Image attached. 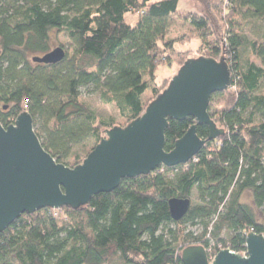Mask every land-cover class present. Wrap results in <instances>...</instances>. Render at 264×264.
<instances>
[{
	"label": "trees",
	"instance_id": "trees-1",
	"mask_svg": "<svg viewBox=\"0 0 264 264\" xmlns=\"http://www.w3.org/2000/svg\"><path fill=\"white\" fill-rule=\"evenodd\" d=\"M179 1L0 0V124L28 113L44 150L70 169L158 100L170 80L156 84L157 69L191 55L180 46L199 39L196 58L224 60L230 74L207 108L222 135L209 140L208 126L192 118L168 120L164 152L195 125L205 145L193 160L122 180L77 209L23 214L0 234V264H182L188 246L244 255L246 235L264 234V0H193L200 13ZM173 21L191 30L167 39ZM52 32L66 35L71 52L60 45V63H34L52 50ZM82 89L121 122L100 118ZM174 198L190 201L178 222L169 215Z\"/></svg>",
	"mask_w": 264,
	"mask_h": 264
},
{
	"label": "water",
	"instance_id": "water-1",
	"mask_svg": "<svg viewBox=\"0 0 264 264\" xmlns=\"http://www.w3.org/2000/svg\"><path fill=\"white\" fill-rule=\"evenodd\" d=\"M64 58V50L56 47L32 61L55 65ZM229 85V68L224 60L201 57L187 61L157 101L126 127L107 131L73 169L58 164L44 150L28 113L18 115L7 128L0 124V234L23 214L46 208L77 209L94 196L112 192L122 180L146 176L162 167L186 165L205 142L197 137L192 125L171 152H164L168 120L192 118L196 124L208 126L209 140L216 139L223 131L210 121L207 108L210 97ZM189 207L187 199L169 200L171 220L180 221ZM244 247V255L222 250L210 260L203 246H188L181 251L180 259L182 264H264L262 235L247 234Z\"/></svg>",
	"mask_w": 264,
	"mask_h": 264
},
{
	"label": "rangeland",
	"instance_id": "rangeland-1",
	"mask_svg": "<svg viewBox=\"0 0 264 264\" xmlns=\"http://www.w3.org/2000/svg\"><path fill=\"white\" fill-rule=\"evenodd\" d=\"M178 8L181 10H189V11H195L200 13L203 9L202 6L199 4V2L197 1H188V0H181L178 3ZM125 22L126 24H128L129 26H134L136 23V16L131 15L129 13H127L125 15ZM189 30H191L190 26L186 23H181V22H175L173 21L171 23V27L170 30L168 32L167 35V39H172V38H176L178 36H180L181 34L188 32ZM247 36L250 39H254L256 38V35L252 32H248ZM51 48L54 49L58 46H62L67 53L71 52V47H70V43L66 37L65 34L61 33V34H56V32H52L51 33ZM200 45V41L199 39L195 38L193 40H191V42L187 45L184 46H180V50L181 51H190L191 55L188 57V60H194L197 59L196 58V52L197 49ZM180 67H177L176 65L173 66H166V65H162L160 66L157 71H156V84H160L163 80H172L178 73ZM82 98L83 100L89 105V107L91 109H93L96 114L102 118V119H108V118H114L116 122L120 123L121 120L118 117V114L116 112V110L109 105L104 104L100 98L97 92H94L92 89H82ZM218 102V100L216 101V103ZM242 201L246 202V203H250V199L248 195H245L242 199Z\"/></svg>",
	"mask_w": 264,
	"mask_h": 264
},
{
	"label": "built area",
	"instance_id": "built-area-1",
	"mask_svg": "<svg viewBox=\"0 0 264 264\" xmlns=\"http://www.w3.org/2000/svg\"><path fill=\"white\" fill-rule=\"evenodd\" d=\"M252 233V232H251ZM257 235H259V234H257ZM263 237H264V234H261ZM222 250H227V249H224V248H221V246L219 245L218 246V252H220V251H222ZM210 251H211V249H206V252H207V254L209 255V253H210ZM217 252V253H218ZM232 252V251H231ZM209 257V256H208ZM214 258V256H212V257H209V259L210 260H212Z\"/></svg>",
	"mask_w": 264,
	"mask_h": 264
}]
</instances>
